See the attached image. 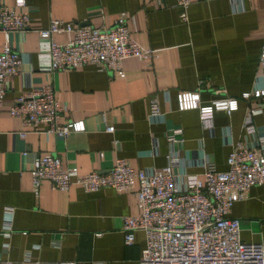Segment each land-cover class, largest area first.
<instances>
[{"label": "crops", "instance_id": "1", "mask_svg": "<svg viewBox=\"0 0 264 264\" xmlns=\"http://www.w3.org/2000/svg\"><path fill=\"white\" fill-rule=\"evenodd\" d=\"M6 7L12 0H0ZM28 30L11 33L20 56L18 74L7 79L0 107V257L14 264H137L143 233L133 231V241L123 243L121 219L135 215L131 192L102 188L84 192L77 185L66 191L47 182L32 186L29 170L34 159L58 156L62 165L80 174L105 172L114 157L136 170L165 165V133L180 129L181 141L173 149L180 156L177 181L200 175L201 162L216 170L226 168L231 147L239 142L256 146L264 137V96L250 93L264 40V0H190L186 20L179 19L175 0H25ZM123 18L133 41L152 49L151 60L127 57L124 76L97 71L92 66L56 71L49 76L36 53L48 49L37 29L50 19L92 27H110ZM67 34L53 35L62 43ZM3 35L0 32V49ZM51 79L57 101L63 106L61 121H82L83 130L64 137L30 130L7 113V103L21 92ZM197 91L201 104L234 98L236 109L212 112V128L203 129L195 109L178 111L175 94ZM153 95L161 113L149 120L147 96ZM247 107H259L252 117L256 133L242 129ZM106 126L112 132H105ZM24 131L23 137L18 132ZM103 156L99 157L98 154ZM12 208L6 217L2 208ZM239 223V238L264 242V182L251 186L227 211Z\"/></svg>", "mask_w": 264, "mask_h": 264}, {"label": "built area", "instance_id": "2", "mask_svg": "<svg viewBox=\"0 0 264 264\" xmlns=\"http://www.w3.org/2000/svg\"><path fill=\"white\" fill-rule=\"evenodd\" d=\"M190 0H175L179 19L186 20V8ZM29 16L25 0H12L6 7L0 3V32L3 42L0 49V107L6 81L18 74L21 59L14 50L10 34H22L28 30ZM38 36L48 40V49L36 53V60L43 63L42 69L52 75L56 71L92 66L97 71H110L117 77L124 76L121 62L127 57L151 60L152 49L141 47L130 37L123 18H118L110 27L81 26L72 22L50 19L44 29H37ZM67 34L62 43L52 40L53 35ZM257 73L253 78L250 93L243 98L260 99L264 96V40L258 53ZM149 120L159 119L158 102L153 95L147 96ZM176 110L195 109L203 129L212 128V112L236 109L234 98L211 100L201 104L197 91L175 94ZM63 106L57 101L51 79L28 91L21 92L7 103L10 117L19 119L30 130L44 124L42 130L48 136L64 137L80 132L82 121H61ZM259 107H247L242 129L252 137L256 130L252 117ZM104 131L112 132L111 126ZM264 132V129H263ZM24 131L18 132L23 137ZM180 129L166 131V163L160 168L133 169L121 157H114L105 172L90 171L80 174L75 166L62 165L55 155H43L34 159L29 170L32 186L47 182L52 188L66 191L77 185L84 192L111 188L116 192H131L135 197V215L123 216L121 233L123 243L133 241V231L143 233L144 244L137 264H264V242L246 243L239 238V223L227 217L229 207L240 200L251 187L264 182V137L257 145L235 143L228 152L224 170H216L212 163L203 160L200 175H184L177 181L176 169L182 166L180 156L173 149ZM99 157L103 154L99 153ZM2 212L9 217L12 208L5 206ZM0 264H14L0 257ZM33 264H38L33 261ZM55 264H74L59 262Z\"/></svg>", "mask_w": 264, "mask_h": 264}]
</instances>
